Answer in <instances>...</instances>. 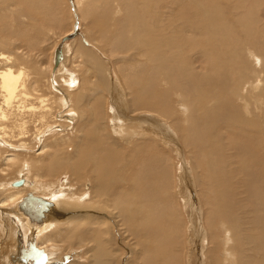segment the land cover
I'll return each mask as SVG.
<instances>
[{
    "label": "bare ground",
    "instance_id": "obj_1",
    "mask_svg": "<svg viewBox=\"0 0 264 264\" xmlns=\"http://www.w3.org/2000/svg\"><path fill=\"white\" fill-rule=\"evenodd\" d=\"M97 1L75 0L111 48L130 52L119 59L130 64L122 77L128 102L122 113L102 108V87L89 90L65 62L55 65L68 93L53 97L70 106L67 125L75 128L62 134L60 120L45 122L53 107L38 79L17 68L21 42L44 35L37 1L0 0L1 31L13 28L1 27L13 3L24 4L33 21L13 33L15 44L0 38L1 261L27 264L16 249L24 239L26 248L46 251V264H264V0H110L104 20ZM20 12L8 17L19 22ZM9 45L15 54L1 50ZM92 49L80 46L75 55L95 61L107 90ZM113 101L121 102L116 95ZM173 137L187 149L193 181L185 161L177 177L181 169L166 148ZM237 188L245 189L242 202ZM29 196L37 201L25 206Z\"/></svg>",
    "mask_w": 264,
    "mask_h": 264
},
{
    "label": "rangeland",
    "instance_id": "obj_2",
    "mask_svg": "<svg viewBox=\"0 0 264 264\" xmlns=\"http://www.w3.org/2000/svg\"><path fill=\"white\" fill-rule=\"evenodd\" d=\"M36 1H37V6H36V9L34 8V10H36L37 15H38L39 18H40V16H43V17H41V18H43V20H40V19H37L36 18L37 20H35V22L38 24V28L40 26V29L39 30L43 31L44 32V35L43 36H40L38 38H34V37L31 36V38L30 37L28 39L26 38L27 41H25V42H21L19 40L22 43V45H23L22 48L24 50L22 48H21V51H20V49L17 50V51H20V53L22 54V58L19 60L18 65H17V68H20V66H21V68H24L25 71L28 72V74L30 75V80L29 81H31V79H33V78H34L33 80H37L38 79L37 80L38 81L37 82V90H39V94L44 95L47 98L48 97L50 98V99L49 98L48 99L50 100L49 103L53 107V109H52V112L53 113H52L51 116H48L47 117V119L45 120V122H47V124L50 125L52 123H58L57 121L60 120L59 123H62V125H64V130H62V132H61L62 134L63 133L64 134H67V133L71 134V133L75 132L73 130V128H74V123H72L73 121L72 122L70 121V123L67 125V122H69V121L66 120V118H67L66 117V114L67 113H65V112H66V109H69L70 106H68V107L65 106V105L64 106H59V103L53 97L54 93L57 94V95H59L60 93L62 94V92H64V91L67 92L66 91L67 86L66 87H62V85L58 82L60 80V78H62L63 76L62 77L58 76V78H57V73H58L57 70L58 69L56 67H57V65H59L62 62H65L67 68L68 67L72 68L70 70L71 72H73V73L76 72L77 73V74L76 73L75 74H76V78L78 80H81V81L84 80L85 82L87 80L89 81L90 84L89 83H87V84L85 83V85H84L85 87H88V88L90 86L89 90L95 89V88H92V86H94V87H97V86L98 87L99 86L102 87L100 89V90H103L102 93H101L102 96L99 95V97H98V99H102V104L100 105V106H102V108H105L106 105L108 106V108L110 106H111V108H113V106H115L114 109L118 110L119 113H122V110L125 109V107H126V105H125L126 103L125 102H128L127 101L128 98H126L127 97L126 96L127 91L125 90V85H123L124 83L122 82L123 81V78L122 77L125 76V73L123 71L126 70V67L124 66V64L126 66H129L130 64L127 63V62H125L124 60L123 61H120V60H121V57L124 56L126 52H121L120 53L116 49H114L113 47L111 48V44H109V42H107V40H106L104 34L101 32V30H99L97 26H93L92 25V22L91 21H93V19L91 20V18H89V19L86 18L87 20H85V18L82 17V15L80 14V12L78 11V6L76 5L75 0H73V1L72 0H67V2H66V0H40V1L39 0H36ZM109 1L110 0H98L96 2L95 12H97V16H99L101 18V20L105 17V10H107L108 7H109V5H108V2ZM113 3L117 4V2H115V1ZM13 4L11 5V7H9V10L6 13V15H7L6 18L7 19L5 18L3 20V22H7V23H3L2 22V24H1V27H3L2 25L6 26L8 24L7 26L12 25L13 28H10L9 31H5V28H4V31H1L2 29H0V38L4 39L9 44H15L13 42L16 41V40H18V38L15 35H13V33H15V31L17 30V28H19V29H22L23 28V29L29 30V25L33 23V21L31 19H29L30 17L25 16V12L27 11V9H26V6L24 4H23V6H16L15 4H14L15 5L14 6ZM112 6H113V4L110 3V7L111 8H112ZM37 7H39V8H37ZM110 7H109L108 10H110ZM103 8H105V10ZM22 9L23 10H26V11H23ZM15 10H16V12H18V11L20 12V10H22L20 12V17H19V20L20 21L19 22L18 21L17 22L16 21L14 22V18H9L8 17V14L10 12L11 13H16V12H14ZM99 10H100V12H102V10H103V12L100 13ZM43 12H46V13L43 14ZM78 13H79V15H78ZM120 13H121V11H120ZM106 14L108 16L109 12L107 11ZM118 14H115V16H117L116 19L119 17V15H121V14H119V15ZM100 15H104V17L103 16L101 17ZM112 16L115 17L114 14ZM4 17H5V14L0 15V18L3 19ZM55 17H57V18H55ZM27 19H29V20H27ZM23 20L26 21V22H24ZM54 20H56V21H54ZM84 21H86V22H84ZM19 23H20V25H19ZM22 23H24V24L22 25ZM59 23L62 24V25L60 26ZM15 24H17V27H15L16 26ZM42 26H44V27H42ZM88 27H89V29H88ZM90 29H91V31H89ZM87 31H89V32H87ZM66 32L68 34L69 33L70 34L67 35V37L63 39V36L67 34ZM86 33H88V35ZM6 34H7V36H4ZM30 39H32V40L30 41ZM60 40H62V41H60ZM11 41H13V42H11ZM20 42H16V43L19 45ZM89 44L92 45V46H90ZM56 45H58V47H57V50L58 51H57V54H56L57 57L55 56V53H54V50L56 48ZM80 46L85 47L87 49H92L93 48L92 50L94 51V55L96 56V58L100 62L103 63V69L104 70H102V72H104L106 75L105 74H102V76L105 75V78L108 80V88H107V90L103 87V85H101L99 82H97V81H99L100 75L97 74L96 66H95V61H93L92 58L84 57L83 54L82 55H75L76 52L78 51V48ZM1 50H3L4 52H7V53L10 52L11 54H15V52L12 49H10V45L7 46V47L1 48ZM117 53H120V54L124 53V55L122 54L120 56V54H118V56H117ZM129 53L130 52L126 53V57L127 58H128L127 55H129ZM115 54H116L117 57L116 56H113ZM119 56H120V58H119ZM79 57L80 58L82 57V58L80 59ZM101 57H103V58H101ZM85 58H86V60H85ZM114 60L117 61V63H115ZM33 61H34V64H33ZM55 61L58 62V63H56ZM112 63L115 64V65H113ZM51 65L53 66L52 68H51ZM55 65H56V67H55ZM114 66H115L116 71L114 69ZM36 67H38V69ZM39 68H40V70H39ZM70 68H68V70ZM40 72H41V74H40ZM55 74H56V76H55ZM118 74L121 76L122 79L119 78V75ZM79 77H80V79H79ZM109 82H110V84L112 86L109 84ZM120 82H122V83H120ZM54 85H56L57 88H55L56 86L54 87ZM51 87H53V88H51ZM61 88H63V89H61ZM88 88H87V90H88ZM110 88H111V90H110ZM119 88L121 90H119ZM83 90L84 89H82V91ZM123 90H125V91L123 92ZM49 91H50V93H49ZM83 93L86 94L87 92L86 91L85 92L83 91ZM61 94L59 95L60 97L62 96ZM113 95L114 96L116 95L117 98L119 97V101H121V102H119V101H118L119 103H116L117 101H115V102L113 101L112 102ZM104 96H105V98L103 99ZM107 100H109V101H107ZM122 100H123V102H122ZM122 104L125 107L122 106ZM40 105H42V104H40ZM118 105L120 106V108H119ZM61 107H62V109H61ZM57 111H59V112H57ZM99 112H100V110H99ZM111 113H112V110H109L108 117L110 118V122H112L114 120L113 119V113L112 114ZM55 114H56V120L53 119V118H55ZM62 116H63V118H62ZM122 117H123L122 119L128 118L127 116H125V114H123ZM130 119H132V118H130ZM163 122L164 123H167V126H169L171 129L173 128V125H171L169 122L164 121V120H163ZM42 124L43 123H41V122H38L36 124H31L33 127H31L32 131H31L30 135L36 134L37 133V130L40 129V127L42 126ZM65 125H67V126H65ZM85 125H84V127H85ZM123 127H128V124H127V126L124 125ZM158 127L160 128L159 125H158ZM128 128H131V126L128 127ZM160 132H162V131H160ZM161 135H162V133H161ZM29 138H27L28 139V143H30L31 146H34L35 145V142L33 140V137H31L30 139ZM161 138H162V136H161ZM162 139L164 140L166 138L164 137ZM173 139L174 140L171 143L170 142L168 143V145H171V147L169 148V147L166 146V148H167V151H171V153H170L171 154V157L176 161L177 168H179V170L181 169L179 172H178V169H177V172L175 171L176 173H178L177 174V177H180V175H181V173H183L184 169L185 170L187 169V168L183 167L184 161H185V165H187L186 167H188V169L190 168L189 170L192 171V172H190L191 174L189 173V177L192 179V180L191 179L190 180L193 181L194 174H193L192 165H190L191 162H190V164L188 162V161H190V158H187V157H189L188 152H187V149L184 146V144L182 143V141H180L178 138H176V137L174 138L173 137ZM29 140H30V142H29ZM174 141H175V143H174ZM178 141H179V143H177ZM32 143H34V144H32ZM179 146L181 148H179ZM11 147H12V145H11ZM11 147H10V149H11ZM181 149H183V151ZM179 150H181V151L178 152ZM28 151L30 152V153L29 152H26L28 154H33L34 153L31 150H28ZM178 153H179V155H178ZM174 160H173V163H175ZM181 160H183V164H182V161ZM228 160H229L230 164L234 166V168L238 166L237 165V159L233 156V154L231 155V158L228 157ZM189 166H191V167H189ZM243 177L244 176L242 175V177L241 176H238L236 178L242 180ZM63 182H66V180H64ZM240 186H241V188L242 187L244 188V186L242 184H240ZM240 186L238 188H240ZM196 189L197 188L194 186V192H196L195 194H196V196L198 198L197 200L200 203L201 200L199 198L198 189L197 190ZM238 190L240 191L241 189H238ZM238 190H236V191H238ZM239 191L237 192L238 193L237 196L240 197L239 200L242 202V200H244V198H246V193H244L245 192V189H243V190L240 191V193H242V195H240ZM200 207H201V205H200ZM9 239H11V238H8V240ZM22 241H23L22 242V247L20 248L18 246V248H16V249L21 250L20 253L27 255V257H28L27 258V262H28L27 264H46L47 263V261H46L47 260V255H46L47 253H46L45 250H43V249L40 250V249H38L36 247H34V248H26L25 247L26 246L25 240L22 239ZM5 243H7V242H5ZM124 250H125V252L123 253L122 258H123V260L125 259V262H126V257L128 255V253H127V250L126 249H124ZM75 252L77 253L79 251H75ZM82 252H83V250L81 252H79V254H81V257H83L82 256ZM114 253H115V251L113 252V254ZM63 255H64V256H62L63 257V260H65L66 262L70 263L71 262L70 261L71 259H69V258L71 257L70 256L71 254H67V255L63 254ZM3 260H6V259L4 258ZM12 261H14V260L12 259ZM0 264H3V261H1V258H0Z\"/></svg>",
    "mask_w": 264,
    "mask_h": 264
},
{
    "label": "water",
    "instance_id": "obj_3",
    "mask_svg": "<svg viewBox=\"0 0 264 264\" xmlns=\"http://www.w3.org/2000/svg\"><path fill=\"white\" fill-rule=\"evenodd\" d=\"M23 182V180H21V181H18V182H16V183H14V185L15 186H18V185H20L21 183ZM35 201H37L33 196H29L28 198H27V201H25V203H24V205L26 206L27 205V202H29L30 204L33 202H35ZM32 205V204H31Z\"/></svg>",
    "mask_w": 264,
    "mask_h": 264
}]
</instances>
